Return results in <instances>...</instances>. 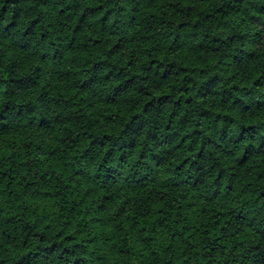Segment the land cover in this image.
Returning <instances> with one entry per match:
<instances>
[{
    "label": "clouds",
    "instance_id": "9594fccd",
    "mask_svg": "<svg viewBox=\"0 0 264 264\" xmlns=\"http://www.w3.org/2000/svg\"><path fill=\"white\" fill-rule=\"evenodd\" d=\"M0 264H264V0H0Z\"/></svg>",
    "mask_w": 264,
    "mask_h": 264
}]
</instances>
